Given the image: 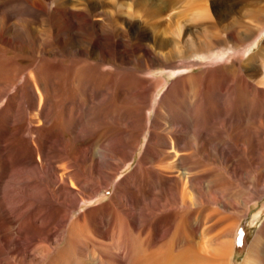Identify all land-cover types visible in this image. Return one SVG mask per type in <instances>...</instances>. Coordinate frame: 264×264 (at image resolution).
<instances>
[{
	"label": "bare ground",
	"instance_id": "bare-ground-1",
	"mask_svg": "<svg viewBox=\"0 0 264 264\" xmlns=\"http://www.w3.org/2000/svg\"><path fill=\"white\" fill-rule=\"evenodd\" d=\"M69 2L73 9L80 6L85 10L84 13L77 11L70 13V18L79 21L84 17L82 23H79L80 26L87 24L92 28L93 34L87 33L89 36L85 38L84 35H79L81 32L74 33L75 38L71 35L72 38L62 44L64 47L60 55L87 57L88 70L76 71L67 66L61 67L57 73L50 66L51 63H47V67L39 72V78L28 81L26 79L16 93L10 92L12 94L8 103L0 107V126L4 124L5 130L8 131L5 133L0 130V262L1 257L8 252L17 258H23L31 240L39 241L42 237L44 242L50 241L68 221L72 211L78 208L80 202L108 186L124 161L136 150L138 141L136 139L148 123L147 105L161 83V80H153L132 71L129 75L135 81L128 85V90L121 91L119 88L113 95L109 91V85L110 81L117 82L111 77L115 74L94 61L107 60L109 44L98 43L99 38L108 36L111 39L122 34L119 27L114 24L116 16L113 18L111 15L108 0H96L94 3L91 0H67L65 8L69 7ZM244 2L249 8L237 18L235 23L224 28L219 26L220 20H213L209 11L205 9V15L212 19L207 23L208 27L215 28L217 32H212L203 40L193 37L184 42L181 40L180 32L178 38L177 36L161 38L158 35L152 37L148 34L149 29L143 28L141 30L145 33V38L150 37L152 45L142 47V53L149 58H161L167 61L176 55L198 57L203 55L200 54L203 44L206 48L225 44L224 39L219 38V35L228 32L233 46L240 48L251 36L243 33L237 38L238 36L232 31L237 24L245 27L251 35L264 29V16H262L264 0H244ZM168 3L172 6L176 0H170ZM186 7L190 8L188 10L201 9V13L196 16H203L202 6L199 4L196 8V1H190ZM230 12L231 9L227 13ZM160 14L158 9L149 8L143 16L150 22L155 21ZM4 19V16L0 18V42L9 44L11 37L6 36L8 27L5 25L7 20ZM13 26L21 38L28 34L29 27L26 21L17 22ZM261 51L262 54L248 56V60L259 58L264 80V48ZM244 55L246 53L243 51L242 56ZM92 59L94 61L90 62ZM206 72L207 79H210L211 70ZM19 74V70L10 67L0 72V99L15 86ZM185 81L186 79L175 82L168 95L169 98L163 99L161 104H158L157 115L151 126L152 141L164 146L167 152L164 159L171 162L165 168L152 165L145 171L146 157L139 164L136 172L129 176L130 180L118 186L109 204L84 212L72 222L67 245L77 246V239L85 234L90 224L94 228L93 232L106 235L107 231L103 229L104 227H98V217L103 212L107 214L109 212L112 220L118 221L120 231L125 232V236L123 233L120 236L129 238V235L135 234L134 242L123 244L119 242L120 248L123 245L126 247L125 253L117 252L110 255L113 261L111 264H229L230 256L234 252L233 238L239 222L238 217L235 219L232 214V216L222 214L215 208L218 203H221L228 212L232 207L231 203L223 198L224 192L219 187V180L213 179L212 184L206 183L208 194L203 191L204 179L218 178L219 173L216 167L205 169V165L201 162V157L208 155L212 162L217 163L219 153H223L218 138H222L224 132L218 127V123L207 126L208 120H204L206 114L204 115L202 111L203 99L195 100L199 92L196 83L190 86L194 94L190 104L183 107L179 103L177 98L183 93L180 91L183 84L181 82ZM210 84L212 82H208L205 87L209 88ZM116 87H119V84ZM205 98L204 102H206ZM38 99L40 106L44 101L42 108L35 113L39 125H27L28 122L26 123V119L23 118L25 116L23 108L25 104L36 107ZM115 100L118 107L113 103ZM193 100L196 101L195 104ZM171 103L177 106V110H172ZM77 104L79 106L76 108ZM180 106L182 110L179 109ZM114 107L116 110H113ZM163 112L167 116H164ZM229 115L225 120L231 122L234 117ZM210 118L215 117L210 115L207 119ZM240 118L244 119L243 124L250 119L243 116ZM122 123L129 126L130 130L126 132V128L121 127ZM225 125L226 122L221 127ZM257 130L253 133H257ZM233 136L240 140L243 134ZM249 143L251 144L250 141ZM246 147L248 144L244 142L243 150L236 151L235 145L233 149L246 154ZM149 153L150 150L148 155ZM60 160L65 161L71 169L67 171L58 166ZM150 162L153 164L152 158ZM230 163L229 167L227 166L230 178L234 181L241 180L244 167H236L234 162ZM226 182L229 184V180ZM227 183L225 184L228 185ZM245 187L248 190L252 189L248 184ZM189 191L194 193L193 196ZM261 193L262 190L256 193L258 198ZM135 194L140 198L150 194L152 199L149 203L146 200L141 202ZM248 203V199H243L247 209L245 208L241 217L247 214ZM194 206H198L199 209L193 210ZM193 212L204 221V224H210L208 229L210 232H215L210 239L208 238L210 235L204 232L203 241L194 239L195 234L190 232L192 229L189 228ZM61 240L60 238L59 241ZM210 241L215 242V248L212 249ZM156 242L158 245L154 246L153 243ZM129 252L137 253L131 263L126 258ZM263 256L264 227L252 242L241 264H263ZM102 257L104 261H100V264H108L105 261L107 255L104 253ZM79 259L81 262L79 260L78 263L71 256L65 259L58 257L56 262L57 264L94 263L91 257L81 256ZM30 264H36V260Z\"/></svg>",
	"mask_w": 264,
	"mask_h": 264
},
{
	"label": "rangeland",
	"instance_id": "rangeland-1",
	"mask_svg": "<svg viewBox=\"0 0 264 264\" xmlns=\"http://www.w3.org/2000/svg\"><path fill=\"white\" fill-rule=\"evenodd\" d=\"M65 1L67 0H58V2L57 0H0V18L4 16V21L7 20L5 21V25L8 27L6 36H8V38L11 37V42L9 44L0 42V72L9 67L20 71L15 86L9 91V93L0 99V107L8 103L11 94L16 93L26 79L28 81L29 79L33 80L37 79V77L39 78V72H41L44 67H47V63H51L50 66H52L54 72L57 73L60 71L61 67L64 68L67 66H70L76 71L81 69L82 72L88 70L89 62L86 61L88 60L87 57H82L80 55L63 57L60 55V51H63L64 47H62V44L65 41L70 40V38H72L71 35L75 38L74 33L81 32L79 35H84L83 37L85 38L89 36L88 34H93L92 28L87 24H81L80 26L79 23H82L81 21L85 19L84 17L79 21L70 18V13L74 11L84 13V8L78 6L73 9L70 2L69 9L67 7L65 8ZM91 1L92 3L96 2V0ZM168 1L170 0H108L111 15H113V18L116 16L114 18V24L119 27L118 29L122 31V34L115 38L111 37V39L108 38V36L106 38H99L97 40L98 43L106 44L108 42L109 44L106 57L107 60L94 61L92 59V61H90H94L96 64L104 66L106 70L115 74V76L111 75V77L117 82L110 81L109 85V91H111L113 95L119 88L121 91L128 90V85L135 81L134 79H131V76L129 75L132 71L138 74L141 73V76L153 80H161L159 87L153 92L152 100L147 105V113L149 116L148 123L147 127L141 130L139 138L136 139V141L138 140L136 142V150L133 151L132 155L124 161L123 165L116 173V176L110 180L106 188L102 189L94 196L80 202L78 208L72 211L68 221H66L65 224L60 227V230L53 236L54 238H51L47 243L41 239L42 237L39 238V241L31 240L23 258H17L14 254L8 252L1 257L2 261L0 264H30L35 260L36 264H57L56 261L58 257H63L65 259L69 256H71L73 260H77L78 263L80 260L79 258L85 256L91 257L92 262H94L93 264H100L104 261L102 257L104 253L107 255V258L105 259L106 263L111 264L113 261L110 255L117 252L125 253L126 247L123 245L120 248L119 242L122 244L134 242L135 234L129 235V238L124 237L125 232L120 231V228L117 225L119 224L118 221H113L109 212L108 214L107 212H103L98 217V227H104L103 229L107 231V234L100 235L93 232L94 228L91 227L90 224L88 229L91 232L86 229L85 234L83 235L84 237L82 236L77 239V246H74L73 244H70V246L67 245L70 235V226L82 213L109 204L112 201L118 186L124 181L127 182L130 180L129 176H132L136 172L139 164L142 163L146 157L147 161L146 163L144 162L145 171H147V169L149 170L152 165L163 168L168 166L171 160L166 161L164 159L166 158L167 153L164 150V146L160 145V143L157 145L156 142L152 141L153 131L151 126L156 118L157 110L162 100L169 98L168 95L173 89L174 83L177 81L180 82L183 79H186V81L181 82L183 84L180 91L183 93L177 98L179 103L182 104L183 107L190 104L191 97H194L190 86L193 83H196L199 92L195 100L200 98L203 99L201 100L203 107L202 111L204 112V115L206 114V119L204 120H208V122H206L207 126L219 124L218 127L224 132L222 135L223 137L221 138L219 136L220 138H218V142L222 144L223 153H219L217 163H214V161L212 162L208 155L201 157V162L205 165V169L216 167L219 173L218 178H205L202 187L203 191L207 193V184L209 182L212 184L211 181H213V179H217V181L219 180V187H221V190L224 192L223 198L234 207H231L228 212L221 203L215 205V208L220 213L229 216L233 215L235 219L238 217L237 221L239 222L233 238L234 252L230 256L229 264H241L252 242L264 227V80L262 76L263 74L261 73L262 67L259 64V58L248 60V56H251L252 54H262L261 50L264 48V29L256 32L254 35L252 33L251 35V32L247 31L245 27H241L237 24L232 30L235 36H238L237 38L243 33L251 36L249 41L242 44L240 48H235L233 46V43L228 37V32L227 34L219 35V38L224 39L225 44H220L221 46L218 45L217 47L212 46L210 48L204 47L205 44H203V49L200 52V54L203 55H198V57L195 55V57H180L176 55L172 58L173 60L171 59L168 61L161 58H149L142 53V47L152 45V39H150V37L145 38V33H143L141 29H149L148 34L152 37L158 35V37L161 38L175 36L178 38V33L180 32L181 40L184 42L193 37L203 40L205 37L210 36L212 32H217L215 28L211 29L208 27L207 23L212 19L205 15V9L209 11L213 20H220L219 26L224 28V26L226 27L235 23L237 18L242 16L246 9L249 8L244 0H176V3L172 6H170ZM190 1H196V8L199 4L202 6V15L205 17L196 16L201 13V9L188 10L190 9L189 7L187 9L186 6H188ZM149 8L158 9L159 13H161L160 17L156 18L155 21L149 22L143 16L145 11ZM229 8L231 9V12L227 13L230 10ZM262 16H264V13H262ZM92 19H97V17H92ZM23 20L26 21V25L29 27L28 36L25 35V38H21L20 34L17 35L18 33L13 29V24ZM140 38L141 40H139ZM220 48L223 49L221 50ZM243 51L246 53L244 56H242ZM56 65H58V67H56ZM220 66L223 67L219 69L218 67ZM207 70H211L212 72L210 73V79H207ZM208 82H212V84H210L209 88H206L205 86ZM117 83L119 84V87H116L118 85ZM200 90L202 92H200ZM11 91L13 92L10 93ZM37 97H39V95ZM112 98H114V96ZM204 98L206 102H204ZM37 101L38 106L36 105V107L39 109L32 107L30 104H25V108H23L25 114L23 118L26 119V123L28 122L27 125H39V122H36L38 117L35 113L42 108L44 101L41 102V106L39 105V99ZM109 101H111L110 97ZM113 103L117 106L116 100ZM172 103V110H177V106H173ZM195 103L196 101L193 102V104ZM78 106L79 105L77 104L75 107L77 108ZM179 109L182 110L181 106ZM113 110H116V108L114 107ZM248 112H250V114ZM164 113L165 112H163V115L167 116ZM208 115H213L215 118L207 119L209 118ZM228 115L232 118L234 117L231 122L225 120ZM241 116L250 119L243 124L244 119H241ZM225 122V127H221ZM226 126H229L230 128L227 129ZM258 126L259 129L257 130ZM121 127H125L126 132L127 130H130L129 126L124 125V123L121 124ZM233 128H235V130ZM247 129H249V131ZM0 130L1 132H8L5 130L4 124H1ZM255 130H257V133H253ZM159 132L163 133V131ZM236 133L243 134L242 139L238 140L237 137L233 136L237 135ZM26 134L29 136L28 133ZM229 134L230 137L228 138ZM244 142H247L248 144V147H246L247 153L243 154L236 152L238 150H243ZM234 145L237 147L235 148L236 151L233 149ZM149 150L150 153L148 155ZM155 151H158V153ZM151 158L153 164L150 162ZM148 161L149 163L147 164ZM230 162H234L236 167H244L245 171L240 177L241 180L234 181L230 178L229 171H227V166L229 167L231 164ZM57 165L67 171L71 169L65 161L60 160ZM226 179L229 180V184L226 182ZM247 184L252 187L251 190H248V188L245 187ZM257 190H262L261 196L259 194V198L256 195L258 192ZM189 192L190 195L193 196L194 193L192 191ZM135 196L138 197V200L141 202L146 200V202L149 203L152 199L150 194L144 195V197L141 196V198L138 194H135ZM241 197L244 200H249L248 212L243 217L241 216L247 207L243 204V199ZM198 209V206H194L193 208L195 211ZM193 213L194 214H191L189 221V228L192 229L190 232H194L195 234L194 239L197 241H203L205 239L203 237V232L208 233V235H210L208 238L210 239L215 233L210 232L208 229L210 224H204V221L197 216L195 212ZM122 233L124 236H120ZM58 238H61L62 240L59 241ZM209 244L212 245V249L216 247L215 242L213 243L210 241ZM153 245L157 246L158 243H153ZM100 251H102V253ZM136 255L137 253L133 252L132 254L129 252L126 256L128 262L131 263ZM262 261L264 264V259Z\"/></svg>",
	"mask_w": 264,
	"mask_h": 264
}]
</instances>
